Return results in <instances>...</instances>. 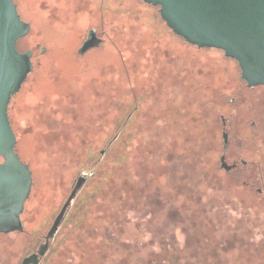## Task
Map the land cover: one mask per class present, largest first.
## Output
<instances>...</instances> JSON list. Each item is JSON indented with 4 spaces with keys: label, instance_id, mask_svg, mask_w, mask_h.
Wrapping results in <instances>:
<instances>
[{
    "label": "rangeland",
    "instance_id": "rangeland-1",
    "mask_svg": "<svg viewBox=\"0 0 264 264\" xmlns=\"http://www.w3.org/2000/svg\"><path fill=\"white\" fill-rule=\"evenodd\" d=\"M104 1L14 0L33 70L7 112L32 234L0 236V264L36 248L80 177L40 264H264V199L219 167L234 61L143 1ZM90 21L106 41L80 54Z\"/></svg>",
    "mask_w": 264,
    "mask_h": 264
},
{
    "label": "water",
    "instance_id": "water-1",
    "mask_svg": "<svg viewBox=\"0 0 264 264\" xmlns=\"http://www.w3.org/2000/svg\"><path fill=\"white\" fill-rule=\"evenodd\" d=\"M142 1L157 7L165 25L187 43L218 49L235 60L248 86L264 85V0ZM29 30L30 24L20 17L14 0H0V232L23 229L19 215L32 186L31 170L15 151L16 136L7 113L11 97L33 70L32 50L21 52L17 48ZM99 43L95 30H90L79 53ZM84 181L80 177L73 185L45 236L46 243L58 230ZM46 243L22 264H38Z\"/></svg>",
    "mask_w": 264,
    "mask_h": 264
},
{
    "label": "flooded vegetation",
    "instance_id": "flooded-vegetation-1",
    "mask_svg": "<svg viewBox=\"0 0 264 264\" xmlns=\"http://www.w3.org/2000/svg\"><path fill=\"white\" fill-rule=\"evenodd\" d=\"M102 1L105 2L104 0H101V2ZM113 2L116 1L112 0L109 3H113ZM89 12L91 13L90 17L92 19L93 17L92 12L91 11ZM90 22L91 23L88 24L89 28L86 32V35L85 37L82 38L80 46L78 47V52L83 42L87 38V34L90 30H95V37L100 40V43L97 46L88 48L84 53H86L90 49L99 48L106 41L105 33L101 29H98L92 21ZM227 60L234 61L236 65V70L232 71V69L227 68V116H225L224 113H220L222 147L220 154L218 155L219 167L227 171V179L230 178L232 179V177H234V179H236L237 182L240 183L239 186L242 185L245 189L255 194V196L259 198V200L261 199L263 200L264 199V101L261 100H264V91H262L264 90V85L248 86L247 82L243 80L240 76V69L238 67L237 62L229 57H227ZM232 72H235L236 74L235 77L232 75L233 74ZM260 98L262 99L259 100ZM226 126H227V131H225ZM16 142H17V138H16ZM15 151H16V145H15ZM16 153L18 154L20 159L27 164V162L24 159H22V157L19 155L17 151ZM31 193H32V187L29 196L24 201L23 210L19 215V219L22 222L23 229L21 231L14 230L9 232H0V236L11 235L14 233H21L27 235L32 234L31 230L27 226L28 225L27 218L30 211L29 209L30 206L32 207L31 205L32 203L30 200ZM55 217L56 216H54V218ZM54 218L52 219V221L49 220L47 222V225L45 227L46 231L43 234H41L36 244V248L33 251H30L29 253L24 255L18 264H22V260L26 256L32 253H36L40 244L46 243L45 236ZM56 233L53 235V237H51L47 241L46 243L47 246L44 255L38 257L39 258L38 264L41 263V261L49 251L51 242L54 240Z\"/></svg>",
    "mask_w": 264,
    "mask_h": 264
},
{
    "label": "trees",
    "instance_id": "trees-1",
    "mask_svg": "<svg viewBox=\"0 0 264 264\" xmlns=\"http://www.w3.org/2000/svg\"><path fill=\"white\" fill-rule=\"evenodd\" d=\"M140 1H142V0H140ZM17 4V3H16ZM146 4V3H145ZM147 5H149V6H151V7H154V8H157V7H155V6H152V5H150V4H147ZM17 10H18V13L20 14V17L22 18V19H24V17H23V15L21 14V11L19 10V7H18V4H17ZM158 11V10H157ZM158 16H159V14H158ZM160 17V16H159ZM161 19V18H160ZM21 40V39H20ZM18 50H20L19 48H18ZM222 52V51H221ZM223 53V52H222ZM26 82V80L23 82V84ZM9 117V116H8ZM10 120V119H9ZM11 122V121H10Z\"/></svg>",
    "mask_w": 264,
    "mask_h": 264
}]
</instances>
